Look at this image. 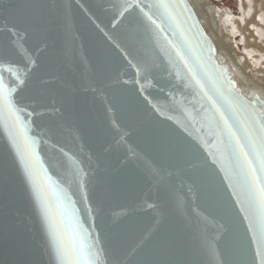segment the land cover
Here are the masks:
<instances>
[{"label": "water", "instance_id": "95a60500", "mask_svg": "<svg viewBox=\"0 0 264 264\" xmlns=\"http://www.w3.org/2000/svg\"><path fill=\"white\" fill-rule=\"evenodd\" d=\"M130 2L0 0V77L34 141L0 119V264H62L58 242L76 241L96 264H261L216 108L251 152L225 78L248 112L264 93L197 0H169L174 18L139 0L155 24L119 15Z\"/></svg>", "mask_w": 264, "mask_h": 264}, {"label": "snow or ice", "instance_id": "6c2138e0", "mask_svg": "<svg viewBox=\"0 0 264 264\" xmlns=\"http://www.w3.org/2000/svg\"><path fill=\"white\" fill-rule=\"evenodd\" d=\"M152 7L162 9L165 16L174 18L173 11L177 7H180V5L169 2V0H158ZM131 8H139L149 21L153 24L156 23L151 13L144 12V7L140 4L139 0H131L130 3H127L123 7L119 15L122 16L124 12H128ZM184 8L188 11L186 5ZM105 35L107 34L105 33ZM108 39L112 40V37H108ZM112 42L117 48L120 47L119 44H116L115 40H112ZM121 51L123 50L121 49ZM125 55L127 54L125 53ZM9 71H12V69L9 68ZM221 71L226 72L227 69H221ZM17 79L19 80L20 78L17 76ZM225 79L229 92L233 97L228 101L229 106L238 118L243 117L239 122L244 132V139L248 141L251 152L244 151V145L240 143L241 138L234 131V126L229 122V118L219 108H216V112L219 115L218 126L222 124L223 129L228 134V142L230 144L234 142V146L240 149L239 155L243 156L241 169L246 185V196L245 200L241 201L242 210L247 212L251 209V214L247 217L249 220V228L253 229L254 235L258 229L257 254L261 257V264H264V105H261L259 110L254 109L252 112H248V102L243 101V98L239 95V90L234 87L235 82L228 77ZM20 82L23 83L22 80ZM196 83L200 84V81L197 80ZM14 91L15 89L7 87L3 78L0 77V119H7L12 122L18 132L25 136V140L29 142V147H31L34 141H31L26 135V125L21 120L19 116L20 109L12 97ZM208 99L215 107L216 101L211 96H208ZM252 103L254 104L255 101ZM234 194L236 193L234 192ZM245 203H247L248 208L243 207ZM57 252L62 257V264H96V257L98 256V253L87 250L80 241H76L73 244L71 252L58 242Z\"/></svg>", "mask_w": 264, "mask_h": 264}, {"label": "bare ground", "instance_id": "6f19581e", "mask_svg": "<svg viewBox=\"0 0 264 264\" xmlns=\"http://www.w3.org/2000/svg\"><path fill=\"white\" fill-rule=\"evenodd\" d=\"M240 16L220 10L211 0H197L201 18L206 20L219 45L236 71L264 93V0H239ZM240 33L244 49L236 40Z\"/></svg>", "mask_w": 264, "mask_h": 264}, {"label": "rangeland", "instance_id": "374dc122", "mask_svg": "<svg viewBox=\"0 0 264 264\" xmlns=\"http://www.w3.org/2000/svg\"><path fill=\"white\" fill-rule=\"evenodd\" d=\"M212 5L215 6L217 9L220 10H228L230 13L235 17L240 16V3L239 0H211ZM242 36L240 33L236 35V40L238 41L239 47L241 50L244 49V43L241 42Z\"/></svg>", "mask_w": 264, "mask_h": 264}]
</instances>
